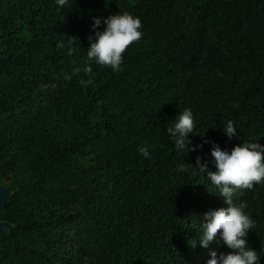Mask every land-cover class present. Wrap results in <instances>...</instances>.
<instances>
[{
	"label": "trees",
	"instance_id": "16d2710c",
	"mask_svg": "<svg viewBox=\"0 0 264 264\" xmlns=\"http://www.w3.org/2000/svg\"><path fill=\"white\" fill-rule=\"evenodd\" d=\"M118 12L140 18L142 38L120 71L93 63L89 77L93 18ZM185 108L199 146L187 154L166 132ZM242 141L264 143V0H0V264H204L228 250L191 245L225 205L187 165L214 171L213 146ZM234 201L264 264V184Z\"/></svg>",
	"mask_w": 264,
	"mask_h": 264
},
{
	"label": "clouds",
	"instance_id": "9594fccd",
	"mask_svg": "<svg viewBox=\"0 0 264 264\" xmlns=\"http://www.w3.org/2000/svg\"><path fill=\"white\" fill-rule=\"evenodd\" d=\"M69 0H55V4L63 8ZM103 23L104 28H100ZM93 35L87 37L86 49L87 63L82 71L87 76L93 72L92 64L108 67L112 71L121 70L123 54L134 42L142 38V23L139 17L129 12H118L107 18L94 17L92 21ZM70 44L69 51L78 46V38H67ZM80 48V47H79ZM77 72L81 69L77 68ZM79 83L87 87L92 79H81ZM195 128L194 117L191 109L185 108L172 121V125L166 129L170 138L174 140V147L178 151H196L199 146H191L190 134ZM222 134L229 140L236 136L237 129L234 122L228 120ZM138 153L145 159H151L152 153L147 144L138 147ZM210 155L215 170L210 171L207 162L202 163L200 157L196 159L193 174H199L203 180L206 177L208 184L219 190L224 207L210 210L203 215L200 223V234L191 246L197 242L201 248H208L214 241L226 248L227 252L217 253L211 251L204 264H259L261 256L252 249L247 241L249 232L255 227V221L245 211V202H235L234 197L243 190H251L254 185L264 184V143L258 141H242L231 150H222L214 145ZM183 170V169H182Z\"/></svg>",
	"mask_w": 264,
	"mask_h": 264
},
{
	"label": "water",
	"instance_id": "95a60500",
	"mask_svg": "<svg viewBox=\"0 0 264 264\" xmlns=\"http://www.w3.org/2000/svg\"><path fill=\"white\" fill-rule=\"evenodd\" d=\"M10 199V191L3 185H0V209H3ZM11 226L6 222H0V230L7 232ZM2 249V242L0 239V250Z\"/></svg>",
	"mask_w": 264,
	"mask_h": 264
}]
</instances>
